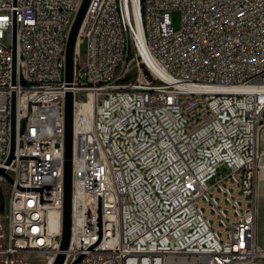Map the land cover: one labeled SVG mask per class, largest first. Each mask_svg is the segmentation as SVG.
Listing matches in <instances>:
<instances>
[{
  "label": "built area",
  "instance_id": "1",
  "mask_svg": "<svg viewBox=\"0 0 264 264\" xmlns=\"http://www.w3.org/2000/svg\"><path fill=\"white\" fill-rule=\"evenodd\" d=\"M81 3L0 0V168L14 180L0 174L9 185L0 264H31L23 255L51 264L59 251L67 90L64 264L80 255L77 264H264V0H90L68 85L67 41Z\"/></svg>",
  "mask_w": 264,
  "mask_h": 264
},
{
  "label": "water",
  "instance_id": "2",
  "mask_svg": "<svg viewBox=\"0 0 264 264\" xmlns=\"http://www.w3.org/2000/svg\"><path fill=\"white\" fill-rule=\"evenodd\" d=\"M90 0H82L75 20L72 24L66 48V81L71 85L74 72V52L78 33L86 14ZM14 57L16 55V40L13 41ZM16 62L14 59V68ZM16 144V96L13 93L11 105V153L7 160L10 163L15 157ZM72 170H73V91L67 90L65 97V137H64V200L62 209V233L60 238L59 251L51 264H64L66 259L65 250L68 249L71 240L72 230ZM0 174L13 183V178L0 168ZM4 211V203L0 205V212ZM82 255L78 256L71 264H77Z\"/></svg>",
  "mask_w": 264,
  "mask_h": 264
},
{
  "label": "crops",
  "instance_id": "3",
  "mask_svg": "<svg viewBox=\"0 0 264 264\" xmlns=\"http://www.w3.org/2000/svg\"><path fill=\"white\" fill-rule=\"evenodd\" d=\"M259 172L257 187L258 243L264 248V127L259 131Z\"/></svg>",
  "mask_w": 264,
  "mask_h": 264
},
{
  "label": "rangeland",
  "instance_id": "4",
  "mask_svg": "<svg viewBox=\"0 0 264 264\" xmlns=\"http://www.w3.org/2000/svg\"><path fill=\"white\" fill-rule=\"evenodd\" d=\"M172 18H173L174 26L175 27L179 26L180 19H181L180 12L174 11L173 14H172ZM86 49H87V42L85 41V42L81 43V50H82V52H85ZM263 127H264V120L261 123L260 129L263 128ZM226 171H228V169H226ZM219 178H220V175H218L216 177V180L219 179ZM213 181H214L213 179L209 180V184H211ZM8 190H9L8 183L6 181L0 180V194H1V197H2L4 203H5V200H6V196L8 194ZM6 222H7L6 217L3 216V214H2V216H1V225H2L3 229H5ZM3 232H4V230H2V228H0V233L2 234ZM22 258H24L25 260L31 262V264H47L48 263V259H47V257L45 255L43 257H40L38 255H23Z\"/></svg>",
  "mask_w": 264,
  "mask_h": 264
},
{
  "label": "bare ground",
  "instance_id": "5",
  "mask_svg": "<svg viewBox=\"0 0 264 264\" xmlns=\"http://www.w3.org/2000/svg\"><path fill=\"white\" fill-rule=\"evenodd\" d=\"M91 120V119H90ZM53 222V226L55 227L57 224H58V219H55L54 221H52ZM60 223H61V221H59ZM48 264H50V263H48Z\"/></svg>",
  "mask_w": 264,
  "mask_h": 264
},
{
  "label": "flooded vegetation",
  "instance_id": "6",
  "mask_svg": "<svg viewBox=\"0 0 264 264\" xmlns=\"http://www.w3.org/2000/svg\"><path fill=\"white\" fill-rule=\"evenodd\" d=\"M1 200H2V197H1V194H0V205L2 204V203H1Z\"/></svg>",
  "mask_w": 264,
  "mask_h": 264
},
{
  "label": "trees",
  "instance_id": "7",
  "mask_svg": "<svg viewBox=\"0 0 264 264\" xmlns=\"http://www.w3.org/2000/svg\"><path fill=\"white\" fill-rule=\"evenodd\" d=\"M1 203H4V202H3V199L1 200Z\"/></svg>",
  "mask_w": 264,
  "mask_h": 264
}]
</instances>
